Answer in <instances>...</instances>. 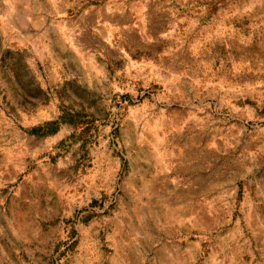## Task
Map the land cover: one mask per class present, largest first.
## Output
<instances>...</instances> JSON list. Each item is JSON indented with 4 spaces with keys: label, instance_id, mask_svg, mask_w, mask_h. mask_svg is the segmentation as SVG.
Instances as JSON below:
<instances>
[{
    "label": "rangeland",
    "instance_id": "1",
    "mask_svg": "<svg viewBox=\"0 0 264 264\" xmlns=\"http://www.w3.org/2000/svg\"><path fill=\"white\" fill-rule=\"evenodd\" d=\"M0 264H264V0H0Z\"/></svg>",
    "mask_w": 264,
    "mask_h": 264
}]
</instances>
